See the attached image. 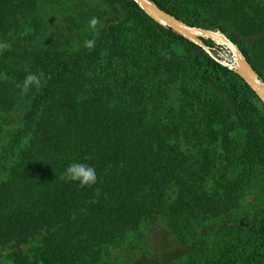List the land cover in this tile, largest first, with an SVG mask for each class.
Listing matches in <instances>:
<instances>
[{"label": "trees", "instance_id": "obj_1", "mask_svg": "<svg viewBox=\"0 0 264 264\" xmlns=\"http://www.w3.org/2000/svg\"><path fill=\"white\" fill-rule=\"evenodd\" d=\"M150 1L223 31L264 81V0ZM0 43L11 264H108L156 231L192 246L172 264H264V107L232 70L132 0H0ZM72 163L94 167L96 183L62 179Z\"/></svg>", "mask_w": 264, "mask_h": 264}, {"label": "water", "instance_id": "obj_2", "mask_svg": "<svg viewBox=\"0 0 264 264\" xmlns=\"http://www.w3.org/2000/svg\"><path fill=\"white\" fill-rule=\"evenodd\" d=\"M136 6L157 24L168 27L183 35L187 40L197 44L207 52L215 61L232 70L250 88L264 107V81L255 71L239 46L234 43L223 31L200 26L190 25L174 15L165 12L150 0H132ZM201 38L208 39L215 44L222 45L229 60L215 55L212 48L202 42Z\"/></svg>", "mask_w": 264, "mask_h": 264}, {"label": "rangeland", "instance_id": "obj_3", "mask_svg": "<svg viewBox=\"0 0 264 264\" xmlns=\"http://www.w3.org/2000/svg\"><path fill=\"white\" fill-rule=\"evenodd\" d=\"M218 54L229 60L230 56L226 53L224 49H219ZM208 230L202 228L199 230L201 236L205 235ZM152 232L148 235V240L146 243H143L142 246H135L130 254H132L129 258L120 255L119 258H110L107 260L108 264H172L179 262L180 259L183 258L185 253L190 251L191 247L188 243H180L178 242L172 235L165 232ZM130 240H126L122 243L123 248H128L131 245L130 241L133 240L131 237ZM40 240V236H36L33 240L28 243L22 244L20 248L26 252L30 253V248L34 245H37ZM141 244V243H140ZM138 244V245H140ZM14 250V246H6L0 250V264H11L9 260H7L6 255ZM112 251L117 252V249L114 248ZM126 253V252H124Z\"/></svg>", "mask_w": 264, "mask_h": 264}, {"label": "clouds", "instance_id": "obj_4", "mask_svg": "<svg viewBox=\"0 0 264 264\" xmlns=\"http://www.w3.org/2000/svg\"><path fill=\"white\" fill-rule=\"evenodd\" d=\"M98 19L93 18L90 21V27L95 29L98 24ZM86 48H94L95 40H86L84 42ZM10 48L7 43H0V52ZM44 82V73L39 74L29 73L21 85L18 87L21 89V94L26 95L33 87L40 88ZM62 179L68 182H78L80 187H90L96 183L97 176L95 168L85 163H72L65 170Z\"/></svg>", "mask_w": 264, "mask_h": 264}]
</instances>
